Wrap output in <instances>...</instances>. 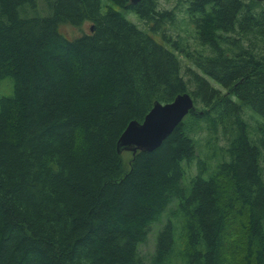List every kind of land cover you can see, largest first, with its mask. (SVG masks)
Masks as SVG:
<instances>
[{
	"label": "trees",
	"instance_id": "trees-1",
	"mask_svg": "<svg viewBox=\"0 0 264 264\" xmlns=\"http://www.w3.org/2000/svg\"><path fill=\"white\" fill-rule=\"evenodd\" d=\"M175 1L0 0V264H264V0Z\"/></svg>",
	"mask_w": 264,
	"mask_h": 264
},
{
	"label": "water",
	"instance_id": "water-1",
	"mask_svg": "<svg viewBox=\"0 0 264 264\" xmlns=\"http://www.w3.org/2000/svg\"><path fill=\"white\" fill-rule=\"evenodd\" d=\"M131 1L136 4L140 0ZM193 107L194 101L188 93L180 94L166 104L156 102L143 122L134 120L129 123L118 141L119 152L154 151Z\"/></svg>",
	"mask_w": 264,
	"mask_h": 264
},
{
	"label": "rangeland",
	"instance_id": "rangeland-1",
	"mask_svg": "<svg viewBox=\"0 0 264 264\" xmlns=\"http://www.w3.org/2000/svg\"><path fill=\"white\" fill-rule=\"evenodd\" d=\"M175 2H176L175 0H166V2H164L163 5L165 7L169 8V7L174 6ZM127 17L129 19H131L133 22H136L137 24H139L140 28L141 27L145 28L144 27V26H146L145 23L136 14L132 13L131 15H127ZM85 26H86L85 28L87 29L88 25H85ZM66 29L67 30L65 32L71 36L79 34L78 33L79 28L76 26H70L69 25L68 27H66ZM82 33H84V32L82 31ZM172 33L175 34V30H173ZM158 38H160V36ZM217 86H219V85L217 84ZM11 90H12V84H11L10 79H7V80L0 83V95L1 94H9V93H11ZM245 108H246V110H249L251 114L254 113L252 109H248L247 107H245ZM158 228H159L158 225H155V227L153 228L152 232L150 233L149 241L147 242V245H143V247H142L143 253L144 252H151L153 250L154 241H155V238H154L155 232L157 231ZM244 238H245L244 228L242 227L241 223L236 220L234 223L231 235H230L231 246L234 247L236 250L240 251L243 247ZM241 254H242V251H240L239 254L237 255V259H241Z\"/></svg>",
	"mask_w": 264,
	"mask_h": 264
}]
</instances>
